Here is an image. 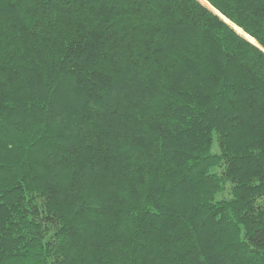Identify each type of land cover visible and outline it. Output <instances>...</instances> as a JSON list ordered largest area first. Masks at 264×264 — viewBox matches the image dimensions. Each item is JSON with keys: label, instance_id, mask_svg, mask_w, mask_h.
Wrapping results in <instances>:
<instances>
[{"label": "trees", "instance_id": "16d2710c", "mask_svg": "<svg viewBox=\"0 0 264 264\" xmlns=\"http://www.w3.org/2000/svg\"><path fill=\"white\" fill-rule=\"evenodd\" d=\"M0 264H264V0H0Z\"/></svg>", "mask_w": 264, "mask_h": 264}]
</instances>
